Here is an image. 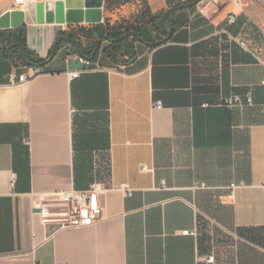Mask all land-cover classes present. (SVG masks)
<instances>
[{"label": "crops", "instance_id": "crops-1", "mask_svg": "<svg viewBox=\"0 0 264 264\" xmlns=\"http://www.w3.org/2000/svg\"><path fill=\"white\" fill-rule=\"evenodd\" d=\"M12 7L2 1L0 15ZM246 9L253 23L235 3L208 16L185 8L166 43L138 41L126 63L101 50L75 78L84 64L71 44L26 83L9 76L34 66L0 71V264H194L212 252L220 264H264V2ZM37 13L25 11L27 45L47 59L59 24ZM250 91L254 107L221 105ZM95 180L127 183L133 195L107 191L102 219L82 228L35 214V194Z\"/></svg>", "mask_w": 264, "mask_h": 264}, {"label": "built area", "instance_id": "built-area-1", "mask_svg": "<svg viewBox=\"0 0 264 264\" xmlns=\"http://www.w3.org/2000/svg\"><path fill=\"white\" fill-rule=\"evenodd\" d=\"M4 0H0V3ZM60 0H13V7L11 10L26 11L31 6H37L42 4L46 6L49 3L56 4ZM257 0H202L196 5V10L199 14L208 16L209 14L216 13L220 8L229 4L235 3L241 9L242 13L252 21L248 11L246 9V4H255ZM264 2V0H261ZM238 14H230L227 18L228 25H235L239 21ZM220 33H224L229 36V42H237L241 47L256 56L258 60L262 61V58L257 54L258 52L246 43H244L239 37L233 36L226 28L222 29ZM72 46V45H71ZM69 46V50L71 49ZM68 50V51H69ZM75 60L84 64V68L80 70L71 71L70 75L72 78L80 76L83 72L93 70L92 61L88 59L86 55H76ZM263 62V61H262ZM43 72L42 67H34L32 73H23L20 75L11 74L9 76V81L12 84L16 83H26L30 81L33 77ZM260 86L264 93V73L260 81ZM210 103H203V106L207 107ZM221 105L227 106L229 108H245L254 107L257 105L255 102L252 91L248 92L246 95L233 94L223 100ZM163 106L162 100H155L154 107L161 108ZM262 111L264 112V103L261 104ZM142 171H147L146 166L141 167ZM17 178L16 174H13L12 182L15 183ZM237 186L232 185V190ZM119 190L126 197L132 196L134 190L129 184H121L119 186H108L104 181L95 180L86 189L78 190H57L50 193L35 194L33 200V209L35 214H37L43 224L56 223L59 228H82L96 224L102 219L101 213L104 210V205L102 204L101 197L111 190ZM261 189L264 196V179L261 183ZM184 234H196L191 231H184ZM194 264H220L217 260L215 252L208 254H198L196 255Z\"/></svg>", "mask_w": 264, "mask_h": 264}, {"label": "trees", "instance_id": "trees-1", "mask_svg": "<svg viewBox=\"0 0 264 264\" xmlns=\"http://www.w3.org/2000/svg\"><path fill=\"white\" fill-rule=\"evenodd\" d=\"M193 0L188 1H177V0H167L168 9L174 6H179L183 4H190ZM129 0H106L105 10L109 8H121L126 5ZM196 6H188L187 9H195ZM185 9H178L171 13L167 18L166 24H171L175 28L179 25H183L186 21H180L176 17L179 16ZM167 10L155 11L147 0H142V4L139 9L136 10L129 17H122L116 20L114 23L106 17L103 23L95 25H77L70 27L68 30L62 31L61 35L67 36L77 42L83 37L86 38L92 48H95L98 43L103 39H119L125 34L130 32H137L145 43H158L162 45L165 42L167 33L162 26V18ZM9 34L8 42H13L15 40L20 41L24 46V51L27 59L33 63H42L46 59L40 58L36 53L32 52L27 45V29L26 25L23 24L20 27L5 31ZM4 39V38H3ZM7 40V39H6ZM4 39V41H6ZM110 41V40H109ZM138 40L131 36L127 39L120 40L118 42H110V45L106 47L105 53L113 61L117 63H126L129 60L135 58V44ZM57 50L59 51L64 45H69L70 43L66 40L57 41ZM51 53V52H50ZM19 61L24 65L25 62L22 59L21 54L17 56H11L6 58L5 55L0 53V71L9 70L12 61Z\"/></svg>", "mask_w": 264, "mask_h": 264}, {"label": "water", "instance_id": "water-1", "mask_svg": "<svg viewBox=\"0 0 264 264\" xmlns=\"http://www.w3.org/2000/svg\"><path fill=\"white\" fill-rule=\"evenodd\" d=\"M106 0H63L56 3V9L55 12L53 11L54 5L53 3H49L46 6L42 4L37 5V16L38 21L42 22L43 19V9H46V14L48 16L47 20L48 22H53V19L55 18V21L59 24L58 31L62 30V25L65 24L66 26L71 25H95L100 24L104 22V4ZM200 1L202 0H193L190 4H183L179 6H174L172 8H169L166 13L164 14L162 18V26L167 33V37L165 38V42L169 41L171 37L173 36L176 28L174 26L168 27L166 24L167 18L173 13L174 11L180 9H185L188 6H196ZM54 12V14H53ZM25 12L20 10H9L0 15V45L3 48V50L8 49L9 51L11 48H13L14 44L7 46L1 37V33L3 31H9L16 29L20 27L21 25L25 24ZM135 37L138 41L144 42L145 41L141 38V36L137 32H130L128 34H125L119 39H108L111 42H118L120 40L127 39L129 37ZM58 38V37H57ZM66 40L71 45H73L77 51L84 55L82 51V47L79 43H77L75 40L67 37V36H60L57 40H55L52 44V50L49 54L46 61L42 63H33L29 61L25 55V51L21 45V56L25 64L31 65L34 67H44L47 63L51 62L57 55V41ZM106 38H103L98 45L96 46L94 53L88 57L89 60L94 61L96 54L101 50L102 43L106 41ZM147 45L151 47L158 46V43H146Z\"/></svg>", "mask_w": 264, "mask_h": 264}, {"label": "rangeland", "instance_id": "rangeland-1", "mask_svg": "<svg viewBox=\"0 0 264 264\" xmlns=\"http://www.w3.org/2000/svg\"><path fill=\"white\" fill-rule=\"evenodd\" d=\"M147 1L152 6L153 10H155V7H158L160 3H163V4H164V2L167 3V0H147ZM177 1H187V0H177ZM141 4H142V0H129V2L126 3V5L122 6L119 9L118 8H115V9L109 8V9L105 10V18L107 17L110 20V22L114 23L116 20H119L122 17L131 16L134 12H136L137 9L140 8ZM33 7L35 8L36 6H31L30 9L33 10L34 9ZM247 21H248V24L253 23V20L249 21L248 18H247ZM65 30H68V28ZM65 30H63V31H65ZM53 36H54L53 41H55L60 36H63V35H61V32L59 33L58 31H56ZM110 42L111 41H109V40L104 41L102 43L101 50H104L106 47H108L110 45ZM77 43H79L81 45V47L89 45V41L84 37L82 39H80V41ZM64 46H66V45H64ZM71 49L72 50H69V53L77 52V49L73 45L71 46ZM16 63H19V61L18 60L12 61V64L15 65Z\"/></svg>", "mask_w": 264, "mask_h": 264}, {"label": "flooded vegetation", "instance_id": "flooded-vegetation-1", "mask_svg": "<svg viewBox=\"0 0 264 264\" xmlns=\"http://www.w3.org/2000/svg\"><path fill=\"white\" fill-rule=\"evenodd\" d=\"M8 36H9V34L6 33L5 31H3V32L1 33V37L4 38L5 40L7 39L6 41H4L5 44H6L7 46H10V45L14 44V46H13V48H11V50L9 51L8 49L3 50V48H2L1 45H0V53H1L2 55H5L6 58H10L11 56H17V57H18V55L21 54V47H23V49H24V46H23V44H22L20 41H17V40H15V41H13V42H8ZM4 39H3V40H4ZM19 45H21V47H20ZM91 45H92V44H90V42H89V45H88V46H83V47H82V51H83L84 55H86L87 57L91 56V55L94 53V50H95V48H96V47H95V48H92ZM100 51H101V50H100ZM100 51H99V52H100ZM99 52L96 54L95 59L97 58Z\"/></svg>", "mask_w": 264, "mask_h": 264}]
</instances>
